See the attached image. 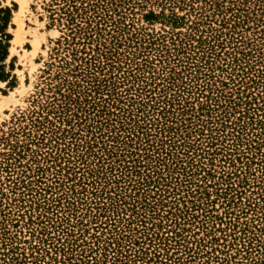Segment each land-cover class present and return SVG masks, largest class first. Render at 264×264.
I'll return each mask as SVG.
<instances>
[{
	"label": "rangeland",
	"instance_id": "obj_1",
	"mask_svg": "<svg viewBox=\"0 0 264 264\" xmlns=\"http://www.w3.org/2000/svg\"><path fill=\"white\" fill-rule=\"evenodd\" d=\"M0 6V264H264V0Z\"/></svg>",
	"mask_w": 264,
	"mask_h": 264
},
{
	"label": "trees",
	"instance_id": "obj_2",
	"mask_svg": "<svg viewBox=\"0 0 264 264\" xmlns=\"http://www.w3.org/2000/svg\"><path fill=\"white\" fill-rule=\"evenodd\" d=\"M10 24V9L0 6V82H6L11 78L14 69L13 60L6 64L9 57L11 35L8 32Z\"/></svg>",
	"mask_w": 264,
	"mask_h": 264
}]
</instances>
